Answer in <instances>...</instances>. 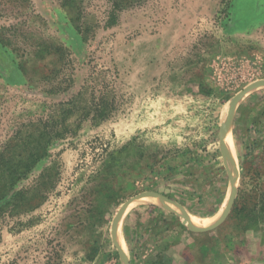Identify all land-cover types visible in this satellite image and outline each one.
<instances>
[{
  "label": "rangeland",
  "instance_id": "374dc122",
  "mask_svg": "<svg viewBox=\"0 0 264 264\" xmlns=\"http://www.w3.org/2000/svg\"><path fill=\"white\" fill-rule=\"evenodd\" d=\"M263 25L264 0H0V158H27L60 103L114 108L72 116L16 187L29 204L0 220V264H264V86L226 126L264 80ZM146 193L181 208L139 199L122 249L114 220ZM184 214L223 220L197 233Z\"/></svg>",
  "mask_w": 264,
  "mask_h": 264
},
{
  "label": "trees",
  "instance_id": "16d2710c",
  "mask_svg": "<svg viewBox=\"0 0 264 264\" xmlns=\"http://www.w3.org/2000/svg\"><path fill=\"white\" fill-rule=\"evenodd\" d=\"M50 92L57 93L61 92V90L53 88ZM81 96L82 94L79 93L76 99L79 101ZM112 102L104 99L101 104H95L91 108L84 107L82 109L78 106V102L76 103L74 100L60 103L58 105L59 110L54 115L38 121V127L47 131L40 136L41 140L30 150L27 158L18 162L12 161L11 158H0V220L6 216L5 214L9 209L12 208L11 211L13 212L28 206V196H25L23 189L16 191V187L48 156L49 148L54 142L65 139L72 132V129L68 126V120L82 111L83 120L91 119L93 123L105 122L113 114L114 108ZM81 104L82 101L79 102V105ZM49 171L50 169H45L41 175L44 176ZM238 201L235 204L237 208L239 205ZM153 211L162 216L165 222H167V217L172 215V213L163 211L157 207H153ZM162 262L164 260H161Z\"/></svg>",
  "mask_w": 264,
  "mask_h": 264
},
{
  "label": "water",
  "instance_id": "95a60500",
  "mask_svg": "<svg viewBox=\"0 0 264 264\" xmlns=\"http://www.w3.org/2000/svg\"><path fill=\"white\" fill-rule=\"evenodd\" d=\"M264 86V80L263 81H260V82H257V83H254L250 86H248L245 90H243L241 93H239L231 102V107L229 109V114H228V118H227V122H226V126L227 127H230L231 126V123H232V117H233V113L235 111V108L238 104V102L240 100H242L248 93H250L251 91H253L254 89L258 88V87H263ZM237 193H238V189L234 187L233 189V193H232V197H231V200L232 202L235 200L236 196H237ZM152 195V193H146V194H143V195H140V196H136L132 199H130L128 202H126L124 204V206L122 207L121 211L119 212L118 216L115 218L114 220V224H113V231H114V234L116 233V230H117V227L119 225V216L121 214H123L134 202L138 201L139 199H141L142 197H145V196H150ZM160 198L164 199V200H167L169 202H172L171 200L165 198L164 196L162 195H158ZM230 203L226 210H225V213H224V216H223V219L229 214L230 210H231V207H232V204L233 203ZM173 204H175L178 208H181L179 205H177L176 203L172 202ZM184 219L185 221L189 224L190 226V229L194 232H197V233H205L207 231H210L212 229H214L216 226L219 225V223L221 221H219L218 223H216L214 226L212 227H209L207 228L206 230H202V229H196L192 226V223H191V218L189 217L188 214H184ZM116 235V234H115ZM122 258L124 259L125 261V264H130V261L128 260L127 256L122 253Z\"/></svg>",
  "mask_w": 264,
  "mask_h": 264
},
{
  "label": "bare ground",
  "instance_id": "6f19581e",
  "mask_svg": "<svg viewBox=\"0 0 264 264\" xmlns=\"http://www.w3.org/2000/svg\"><path fill=\"white\" fill-rule=\"evenodd\" d=\"M164 199H162V198H160L159 196H157V195H151V196H145V197H143V198H141L140 200H139V202L137 203V204H139V203H150V204H156V205H158V206H166V205H168L169 207L170 206H173V205H171V204H168L167 203V200H164ZM166 201V202H165ZM137 202V201H136ZM136 202H134L131 206H133V205H135L136 204ZM192 221H193V224L197 227V226H201L200 224H199V222L197 221V219H194V218H192ZM204 224V223H203ZM207 225V224H206ZM115 236V238H116V244H117V246H120L122 249H125L126 250V244H125V242H124V238H123V234H122V228H120L119 230H118V235H117V232H116V235H114ZM118 236V237H117Z\"/></svg>",
  "mask_w": 264,
  "mask_h": 264
},
{
  "label": "crops",
  "instance_id": "0c3cea01",
  "mask_svg": "<svg viewBox=\"0 0 264 264\" xmlns=\"http://www.w3.org/2000/svg\"><path fill=\"white\" fill-rule=\"evenodd\" d=\"M263 26H264V25H263ZM234 27H235V25H234V23H233V21H232V24H231L229 30H230L231 34L238 35L237 32H235L234 30H231V29H233ZM254 30H255V28H254ZM252 31H253V29H252V30H249V32H252ZM249 32H247V33H249Z\"/></svg>",
  "mask_w": 264,
  "mask_h": 264
}]
</instances>
